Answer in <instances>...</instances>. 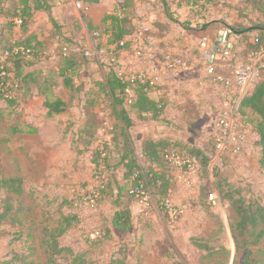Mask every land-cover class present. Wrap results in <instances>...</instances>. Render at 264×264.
<instances>
[{
	"label": "rangeland",
	"instance_id": "rangeland-1",
	"mask_svg": "<svg viewBox=\"0 0 264 264\" xmlns=\"http://www.w3.org/2000/svg\"><path fill=\"white\" fill-rule=\"evenodd\" d=\"M49 1L52 20L45 13H37L31 23V31L37 33L42 48L39 57L29 56L21 63L23 72L29 76L24 93L14 106L0 101V213L7 209L6 217L0 220V264H45L40 245L42 229L56 225L60 215L68 212L69 201L74 202L71 209H76L80 221L74 222L59 238V244L82 256L83 264H110L116 259H123L124 264H242L243 254L236 256L230 232L235 212L224 191L234 199L241 198L246 205L264 206V171L257 161L259 147L251 138H247L242 155L217 159L212 154L203 170L197 164L185 174V183L176 185L179 191L169 198L174 209L181 212L175 223L157 212L155 202L149 206L140 203L141 207L133 208V227L127 233L113 229L111 236L107 234L108 239L105 224L113 212L111 198L98 202L97 195L92 194L94 187L108 175L116 187L124 174L122 168L114 175L105 169V179H100L95 163L96 152L101 149L116 160L121 148L118 140L121 123L113 119L108 109L110 99L100 94L96 86L111 69L149 79V96L161 100L163 111L171 115L168 118L172 122L163 129L160 120L134 114L127 132L135 154L140 153L139 144L145 134L165 138L178 136L180 131L190 143L196 142L197 146L201 142L199 148L212 151L217 105L228 90L224 82L209 78L204 72L199 42L205 34L195 32L197 21L186 35L173 29L167 39L153 44V38L160 39L165 34L144 18L145 10L136 8L132 15L135 32L141 28L148 31L139 38L132 37L127 47L119 48L111 40L110 30L100 26L105 16L103 6L111 0L96 3L83 0L80 10L74 6L79 0ZM211 1L215 7L209 14L205 15L206 10L199 11L197 16L191 12L187 18L200 20L199 15L204 14L202 19L209 23L202 24L211 30L229 27L235 56L243 61L249 48L248 39L254 35L248 31L255 25L264 28V12L257 11L252 0H227L230 5L222 13L217 6L221 0ZM18 2L0 0V54L20 36L17 27H8ZM191 24L186 21L182 27ZM150 45L156 52L153 60L158 75L128 70L134 66V58L141 62L148 59L146 52ZM101 47L105 54L97 57L94 52ZM64 49L79 50L69 59L75 65L65 72L71 81L67 86L59 76L67 60ZM85 51L92 55L87 56ZM165 54L181 57L184 66L173 72L163 70ZM226 70L219 72L225 78L229 77ZM44 95L63 101L65 112L48 118ZM12 129L18 133L11 134ZM85 133H91V144H87ZM219 162L220 176L226 174L231 179L226 185L229 188L225 186L222 192L214 177ZM9 178L21 180V195L3 187L1 182ZM210 193L217 195L216 206L208 202ZM98 231L101 235L95 238ZM193 239L206 245L207 251L194 247ZM251 250L252 257L258 260L256 264H264V242ZM15 255L18 259H14ZM71 258L70 254H63L57 257V262L71 264Z\"/></svg>",
	"mask_w": 264,
	"mask_h": 264
},
{
	"label": "trees",
	"instance_id": "trees-1",
	"mask_svg": "<svg viewBox=\"0 0 264 264\" xmlns=\"http://www.w3.org/2000/svg\"><path fill=\"white\" fill-rule=\"evenodd\" d=\"M96 3L97 0H91ZM190 2V0H188ZM256 5V10L264 12V0H252ZM252 3V4H253ZM117 9L115 13L105 15L102 24L109 23L110 37L115 43L125 40V46L130 45L129 39L134 35L135 28L133 24V12L128 10L126 0H115ZM202 6V5H201ZM51 2L49 0H19L17 8L12 10V22L8 24L9 28L17 27L20 36L14 40L5 51L12 52L14 49H22V52L12 53L7 65H4V74L0 76V101L15 105L19 102L20 96L24 93V85L27 82L28 74L23 72L21 63L32 56L37 58L41 55L42 44L37 34L31 31V23L34 20L35 13H45L50 20L51 18ZM102 27V25H101ZM254 34L247 43L249 48L246 53L258 50L264 46V28L253 26L248 31ZM0 54V55H1ZM74 53H68L64 68L59 71V76L63 79V85L67 86L71 83L66 75V71L72 70ZM264 70H262L260 78L255 82L252 89L242 98L236 115V121L242 126V130L248 133L249 138L254 141L258 147V165L264 171ZM132 74L123 75L117 70L111 69L105 76L103 81L96 82L99 93L109 98L108 109L113 119L121 123L120 134L118 140L121 141V148L118 150V158H109L107 153L96 152L95 163L99 167L104 165L105 169L111 170V175L122 168L124 170L123 178L114 187L112 176L108 175L107 179L94 187L92 194L97 195V201H106V197L111 198V209L113 211L110 217V226L105 224L106 238L107 234L111 236L110 228L119 232L127 233L133 227V217L130 211L132 203H139L140 199L131 191L138 184H142L144 192L148 194V206L150 202H155L156 209L159 214H163L168 221L171 219L167 215L164 207V201L168 199L175 191L176 185L173 180L175 166L171 164L168 157L172 154L174 157L181 159H197L201 158V169L207 166L211 159L212 151L203 150L195 145L172 138H151L145 137L140 144V153L137 155L133 151V143L128 134V130L133 124V116L150 115L152 120H161L164 111L161 100L153 99L149 96L150 80L131 79ZM11 86V88H9ZM130 93V96L129 94ZM10 94V95H9ZM8 95L10 96L8 98ZM130 101V102H129ZM43 106L46 109V116L49 118L65 112V104L63 101L44 95ZM247 115V116H246ZM115 127V126H114ZM18 133V130L12 129L11 134ZM87 136V144L92 143L91 133H85ZM93 134V133H92ZM220 163L215 167L214 177L217 181V187L220 192L224 191L230 179L226 176H220ZM203 170V169H202ZM110 174V173H109ZM136 175V177H134ZM220 177V178H218ZM124 181V183H120ZM21 180L18 178H9L1 183L8 192L15 195H21L23 192L20 186ZM229 188V186H226ZM225 192L226 199L235 212V219L230 226V232L233 239L236 256L243 254L242 264H256L258 260L252 255L251 248H256L264 242V206L246 205L241 199H234L232 195ZM73 208L74 202H68V212L61 214L59 220L54 227H45L42 229L40 237V245L45 255V264H59L57 257L63 254L71 255V264H83L82 256L74 255L68 247L59 244V238L72 228L74 222L80 220L79 213ZM7 214L0 213V220L4 219ZM181 218L178 215L174 221L177 222ZM98 231L95 238L100 237ZM111 238V237H110ZM194 247L201 251H207V246L200 244L193 239ZM18 259V256H14ZM110 264H124L123 259H116Z\"/></svg>",
	"mask_w": 264,
	"mask_h": 264
},
{
	"label": "built area",
	"instance_id": "built-area-1",
	"mask_svg": "<svg viewBox=\"0 0 264 264\" xmlns=\"http://www.w3.org/2000/svg\"><path fill=\"white\" fill-rule=\"evenodd\" d=\"M82 2L83 0L75 2V9H82ZM147 31V28H141L135 32L132 37L139 38ZM232 36V30L229 27L223 26L215 29L211 34L206 33L201 37L199 42V58L203 62L206 76L224 82L228 90L226 97L218 102L217 114L213 126L215 130L213 131L212 137V154L215 155L217 159L225 157L233 159V157L243 154L249 136L246 131L242 130V126L236 121L237 110L242 98L252 89L255 82L260 78L262 70H264V46L256 51L246 53L243 61L240 62L237 60L233 51ZM125 43L126 41L122 40L115 45L116 47L123 48ZM17 52L23 53V50L21 48L14 49L12 52L5 51L0 55V76L4 74V65L8 64L7 60H9L11 54ZM70 52L76 54L79 50L73 49ZM68 53L66 49L63 50V56H66ZM85 54L87 56L92 55L89 51H85ZM104 54L105 50L103 47L99 48L97 52H94V55L97 57H102ZM183 66L184 61L181 57L172 56L171 54H165L163 56V70L173 72L181 69ZM220 68L222 69L220 70ZM225 69H227L228 71H226L229 73V77L226 78L219 73ZM131 79L144 80L146 78L140 74H132ZM9 88H11V86H9ZM128 94L130 96V93ZM9 95L8 98L10 97ZM101 151L102 149L100 152ZM168 160L175 166L173 180L176 182L183 181L185 174L195 165H201V158L190 160L181 159L171 154ZM98 170L101 176L100 179H105L106 172L104 173L103 171L105 170L104 165L101 164ZM134 177H136V175H134ZM131 193H134L135 196L140 199L141 204L147 205L148 194L144 192L142 184L135 186ZM169 198L164 201V207L169 218L175 221L176 217L181 215V212L174 209ZM217 200L216 193L209 194L208 202L212 206H216ZM92 201L93 200L90 199V202Z\"/></svg>",
	"mask_w": 264,
	"mask_h": 264
},
{
	"label": "crops",
	"instance_id": "crops-1",
	"mask_svg": "<svg viewBox=\"0 0 264 264\" xmlns=\"http://www.w3.org/2000/svg\"><path fill=\"white\" fill-rule=\"evenodd\" d=\"M126 1H127L129 11L133 12V10H135L136 8H139L141 10H145L144 18H146L149 22H151L155 26H157L159 28V29H157L158 31H162L165 34V36L163 38H160V39L159 38L158 39L153 38L152 39L153 44H157L158 40L161 41V40L167 39L166 35H169L171 30H173V29L180 31L182 33V35H186V33H188V31L191 30L192 27H195L194 21H197V23H198L197 25H199L198 29L195 31L198 35H203L206 33L211 34L212 32L215 31V29L211 30L210 26H205L204 24H202L204 22L206 23V25L209 23L208 21H204V19H202L201 15H204V14L199 15L201 18L200 20H198L199 17H197L198 19H192V17L190 19L187 18V16L191 12H194V16H197L198 12L203 11V10H206V12H208L205 15L209 14V11L215 7L214 2H212L211 0H190V2L188 0H152L151 3H149L147 0H126ZM162 2H164V8L161 7V5H163ZM225 3H227V4H225ZM51 5H52V3H51ZM229 5H230L229 1L221 0V3L218 4L217 6L219 8H221L220 10H222V13H223V11H225V9H227ZM103 7H104V15L115 13V11L117 9V6L115 4V0L107 1L105 6H103ZM52 9L53 8H51V11H52ZM38 13H41V12H38ZM36 14L37 13H35V15ZM168 16H170V17L168 18ZM186 21H190L192 24L189 27H187V26L182 27V23L186 22ZM222 23L224 24V22H222ZM101 25L106 26L108 28V30L111 29L109 26V23L102 24V21H101L100 26ZM186 25H188V24L186 23ZM166 30H168V31H166ZM156 33H158V32L156 31ZM109 34H110V32H109ZM130 41H131V39H129V43H130ZM146 54H148L147 58L150 60L146 59L145 61L141 62V60L134 58V60H132L133 61L132 63H134V66H131V67L129 66L127 69L131 70V71H136V72L137 71H147L150 75H154V76L158 75L157 74L158 70L156 68L155 61L153 60V59H155L156 52H155V50H152L151 45H150V48L147 50ZM157 67H159V65H157ZM169 116H171V115L164 112V115H163L162 119L160 120V123L162 124L161 128H163V129L166 128L165 126H167L169 123L172 122V119L168 118ZM164 135H167V134H164ZM144 136L155 138V139L162 138V136L160 134L159 135L154 134L153 136H149V134H145ZM184 136H185L184 132L180 131V134H178V136H170L169 135L168 137H165V138L178 139V137H179V140L187 141L184 138ZM187 142H189V141H187ZM195 143L196 142H193L191 144L195 145ZM140 144H139V148H140ZM201 145H202L201 142H198L196 147H200ZM224 175L230 179L229 176H227L226 174H224ZM185 179L186 178L184 177L183 181H181V182H176L174 180V183H175V185L184 184ZM178 191H179V189L176 186L174 193H176ZM135 206L141 207L140 202L139 203H132L130 205L129 208H130V211L132 213V217H134L133 216V208H135ZM111 215H110V217H111ZM99 216H101V219L103 220L102 213L101 214L99 213ZM110 217L108 218V221H106L107 226H110L109 225ZM112 230L113 229L110 228L111 233H112Z\"/></svg>",
	"mask_w": 264,
	"mask_h": 264
}]
</instances>
